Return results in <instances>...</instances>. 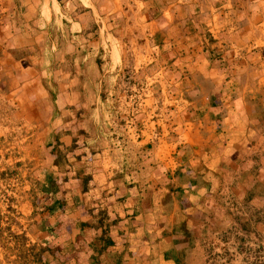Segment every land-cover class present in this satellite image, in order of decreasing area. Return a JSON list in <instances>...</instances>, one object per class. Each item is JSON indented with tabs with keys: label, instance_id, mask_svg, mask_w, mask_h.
<instances>
[{
	"label": "crops",
	"instance_id": "obj_1",
	"mask_svg": "<svg viewBox=\"0 0 264 264\" xmlns=\"http://www.w3.org/2000/svg\"><path fill=\"white\" fill-rule=\"evenodd\" d=\"M91 5L85 0H67L63 6L58 0H0V161L12 160L0 168V175L20 170L22 164L41 169L48 131L54 124L59 137L60 124L66 122L49 109L47 98L52 97L46 98L42 87L45 69L51 82L58 81L48 83L52 91L68 75L70 85L64 89L71 92L68 98L89 139L86 155L94 157V171L105 172L97 179L93 171L87 172L92 178L75 176L64 182L75 219L68 234L84 243L68 245L73 247L68 256L75 257L76 248L82 247L89 257L85 264H246L250 254L240 243H231L235 233L251 230L241 227L248 223L244 219L256 220L254 213L264 211L259 148L264 134L248 126L257 117L244 108L249 99L252 106L264 105V0H91ZM131 11L134 24L125 16ZM208 25L222 32L201 47L202 28ZM140 37L159 45L164 64L159 65L154 52L149 58L136 50L133 44ZM127 42L134 54L128 53ZM227 42L230 47L251 46L248 52L257 48L259 66L233 64V75L244 73L248 81L237 79L242 103L235 99L238 110L220 122L216 107L221 105L219 94L227 90L219 87L216 65L204 51ZM128 57L142 79L133 88L143 96L142 105L125 102L121 91ZM139 58L147 61L137 65ZM251 88L262 91L260 99L247 93ZM123 102L130 105L126 112L119 111ZM257 130V140L250 144ZM20 136L13 146L11 138ZM232 193L239 195L236 212ZM26 194L21 199L28 200ZM108 201L115 207L99 220L92 208L98 203L107 207ZM0 207V236L5 239L14 229L2 222ZM24 208L20 215L27 217L25 201ZM234 219L242 224L236 226ZM38 222L35 236L43 244L44 230L53 235L57 224L47 228L40 217ZM181 226L186 227L179 232ZM22 243L17 246L24 251ZM56 250V257L41 263L57 264ZM45 251L43 244L39 254Z\"/></svg>",
	"mask_w": 264,
	"mask_h": 264
},
{
	"label": "rangeland",
	"instance_id": "obj_2",
	"mask_svg": "<svg viewBox=\"0 0 264 264\" xmlns=\"http://www.w3.org/2000/svg\"><path fill=\"white\" fill-rule=\"evenodd\" d=\"M60 6H63L67 0H58ZM98 1V0H97ZM86 4L91 5V0H85ZM123 2V1H122ZM125 2V1H124ZM82 3V1H81ZM126 9H128L126 7ZM132 11H136V3H131ZM130 12V14L125 13L128 17H130L132 23L134 24L135 21H137V18H132L133 12ZM119 12V11H118ZM98 22H100V18L97 16ZM124 18V16H123ZM222 32V31H221ZM217 30H214L211 28V26H205L202 28V35L204 36L203 43H200L201 47L205 45H210L212 42V38H215L216 36H219V33ZM135 38V37H134ZM137 44H133L134 47L136 46V50L140 53L146 54L148 53V56L150 58L151 52H154L153 55L157 57V62L159 65L164 64L163 58L161 56L162 52L159 53V45L154 44L150 40L148 41L147 38L144 39V37H140L138 39ZM153 45H152V44ZM230 47V43L227 42L225 44L221 43L217 48H207V52L209 54V58H211V62H213L214 65H216V71L214 72L215 76L220 81V88H225L227 91H225L222 94H219V98L221 100L220 107H216L217 109V116L218 120L221 122V120L225 119L228 116V113L235 112L238 110L237 107L233 106L235 99L239 100L242 103L241 96L239 94L240 86L237 82L238 80L241 81H248L246 80V77L244 73L235 74L233 75V64L235 62H245L249 69L251 67L259 66V62L257 61L259 58L257 57L258 54H254L258 49L252 48L249 52L247 50L251 49V46H246L243 44H235ZM127 50H129L128 53H133L134 51L131 50L132 44L130 42H127V46H125ZM156 47V48H154ZM209 47V46H208ZM54 48V47H53ZM158 48V49H157ZM135 49V48H134ZM205 49V48H204ZM217 51V52H216ZM226 51V53H225ZM229 51L230 53H227ZM135 53V52H134ZM133 53V54H134ZM157 53V55H156ZM261 53V52H260ZM211 54V57H210ZM231 55L232 57H236L237 59L228 60L227 57ZM249 55V56H248ZM244 56V57H242ZM256 56V57H252ZM141 58L137 60V65H143L144 62ZM133 57L127 58V65L123 67V70L125 71V74L123 75V81L121 83V91H124L123 94H125L127 97L124 96L125 102L128 101L134 106L138 103L142 105V98L140 92H137L133 88L137 86V84L140 83L139 80H142L140 78L137 79L138 72H135V69L133 68ZM219 64V65H218ZM213 65V66H214ZM218 68V70H217ZM39 70H36V72ZM179 72H183L182 69H178ZM250 76H251V70ZM45 72H47V75H44V82H42V87L44 85V89L46 93V98L52 97V101L47 98V102L49 103V109L53 111V108L55 109V112L57 116H60L61 118H65L66 122L65 124H60V131H59V137L57 135V130L54 127V124L52 126V129L48 131L47 138L48 142L43 143L44 145V154L42 156L43 166L39 167L38 171L30 170L31 166L25 167L24 164L20 167V170L15 171H7V173H4L2 176L0 175V204L2 206V222L9 223V225L13 226L14 231H9L10 233H7L8 238L2 239V236H0V264H15L18 261L22 260V263H31V264H42L41 259L46 258L47 260L51 258L52 255L56 257V249L59 250V262L57 261V264H63V259L65 260V264H85L84 259L89 258L87 257L88 252L83 251L82 247L80 250L77 247L75 250V257L68 256V253H71V249H73L74 244L84 245L80 241V237L74 240L68 232H72L73 226H74V213L72 210H70V206L67 204V201L64 197L65 190L67 189V184L64 182L71 181L74 179L73 177L77 176V178H85L90 177L92 178V175L87 172H93L92 169V161L94 160V157H92V154L86 155L88 152L87 149L90 148V145L86 143L89 139H87V135L85 133V129L83 128V124L80 125L78 122L79 120V113L77 107H75V103H73L72 99H69L68 95L71 93L70 91L65 88L64 85L68 84L70 85V77L67 75L65 82L62 84V80L60 81L61 87L58 89L49 90L47 88L48 83L53 84L52 86H55L58 82L57 79L51 82L50 78L51 76L49 74V69L47 68V71L45 69ZM36 74V73H35ZM41 75V74H40ZM37 72V79H42L43 75L40 76ZM170 73H168L167 76H169ZM181 77H185L186 75L183 74L180 75ZM239 76V77H238ZM180 77V78H181ZM190 77V76H189ZM252 77V76H251ZM250 77L251 80L253 79ZM236 78V79H235ZM39 79V80H40ZM52 79V78H51ZM42 81V80H41ZM207 85H205L206 87ZM71 88V87H69ZM249 89V88H248ZM251 91H247V93L255 94L256 96L254 98L260 99L261 97V90H257L254 88H251ZM66 90V91H63ZM250 90V89H249ZM171 91H169L170 93ZM207 93V91H205ZM214 96V94L212 93ZM158 96V95H157ZM159 98V97H158ZM49 100V101H48ZM59 100V103L57 101ZM1 102V101H0ZM4 104L6 103L3 101ZM125 102L124 105H121V109L119 111L126 112L127 109L130 107V105H127ZM250 102V99H249ZM246 103V111L252 113H256V120L255 122H252L249 127H259V132H262L264 134V105H257L256 103L254 106L253 102ZM212 103V101H211ZM210 103V104H211ZM7 104V103H6ZM212 105V104H211ZM251 108H250V106ZM248 106V107H247ZM136 109H139L136 107H133ZM58 109V110H57ZM121 113V112H120ZM253 113V114H254ZM4 118L3 116H0V119ZM6 121V120H5ZM8 122V119L7 121ZM219 122V124H220ZM2 123V122H1ZM79 125L81 126L79 128ZM87 131H90V127H87ZM46 130V126L43 131ZM257 130V133L249 140L250 144L256 142L257 136L259 134ZM15 133V132H13ZM11 133L12 137H15ZM16 134V133H15ZM13 143H11L13 146H16V141L21 140L22 137L20 136V139L18 138H11ZM15 141V143H14ZM10 144V145H11ZM262 145L259 146L262 151V161L264 159V142L261 143ZM260 158V157H259ZM259 158H252V161H259ZM7 157H5L3 160L0 161V168H3L5 166H8V162H10L11 158L8 159V161H5ZM125 160V159H124ZM12 161V160H11ZM53 161V162H52ZM97 166H95L96 168ZM27 168L28 170H24ZM1 170V169H0ZM26 172L25 178H21V175ZM79 172L82 174L81 176H78ZM86 173V174H85ZM92 174L95 175V178H99V175H104V171H97L95 170ZM204 176V175H203ZM234 180V179H232ZM238 181V180H237ZM118 190V189H117ZM229 190H232L229 188ZM239 191V188H238ZM237 191V192H238ZM234 192V191H233ZM25 193H27L28 200L21 199V195L24 196ZM5 196V197H3ZM239 195H234L232 193L231 198L233 199L234 205L233 211H239L240 206L237 204L239 201ZM11 198L13 200H11ZM126 199V198H125ZM124 199V200H125ZM235 199V200H234ZM3 200V201H2ZM8 201V202H7ZM23 201L27 203L28 210H30L29 216L22 217L20 215L21 211L23 209ZM98 203L96 206L92 208L96 212L95 216H98L99 220L103 219V216H100L102 214L105 215L107 212L111 211V208H114L111 206L110 201L107 203V207L104 205L102 208L101 205ZM30 205V207H29ZM1 208V207H0ZM34 212V214H33ZM235 216L238 213H234ZM256 220H246L248 223L241 225L242 221L239 222V220L236 222V219L234 221L236 222V226L241 225V227H247L250 229H244L245 231H248L247 234L241 231L239 234L233 235V242L231 245L233 246L234 243H240L243 247H245V253L250 254V259L248 256L246 257V264H264V232L261 233V231L264 230V211L262 210L261 213H254ZM260 216V218H258ZM7 217V218H6ZM39 217L42 218L46 223L47 228H50L54 225L53 223L57 224L55 225L54 233L53 235L48 233L44 230L45 233V241H43L44 248H46V255H44V252H42V256L39 254V251L41 249V246L43 247L42 242H39L37 239L38 237L35 236L36 226L39 220ZM254 217V216H253ZM10 218H13V221L10 220ZM247 218V217H245ZM250 219V218H247ZM1 221V219H0ZM16 221V222H14ZM233 221V220H231ZM110 225L113 223V220L109 221ZM10 227V226H9ZM186 227V226H185ZM185 227L181 226L177 229L179 232L184 231ZM255 230H257L259 233H257ZM24 232L27 234L24 235ZM50 234V235H48ZM255 235L258 236V239L255 238ZM26 236V237H25ZM42 236V237H43ZM52 236V237H51ZM18 238V240L15 242V240ZM242 238V239H241ZM15 242V243H14ZM17 242H23L21 245L24 246V251L20 250L21 246H17ZM10 243V244H9ZM40 244V247L37 245ZM13 245V246H12ZM68 245H72L71 247H67ZM258 245V246H257ZM12 248L9 250L8 247ZM261 246V247H260ZM6 247V248H5ZM260 247V249H259ZM85 248H88L85 246ZM53 253V254H52ZM210 253V252H207ZM217 253V252H216ZM174 254V253H173ZM38 255H40V260L38 258ZM36 258V259H35ZM234 260L239 257H233ZM27 259V261H26ZM210 260V259H209ZM90 262V261H89ZM88 262V264H90ZM29 263V264H30ZM209 263V261H208Z\"/></svg>",
	"mask_w": 264,
	"mask_h": 264
}]
</instances>
